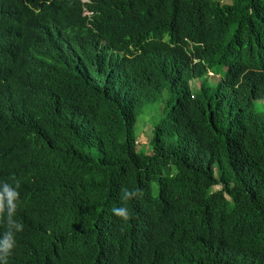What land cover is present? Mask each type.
I'll list each match as a JSON object with an SVG mask.
<instances>
[{
	"label": "trees",
	"instance_id": "trees-1",
	"mask_svg": "<svg viewBox=\"0 0 264 264\" xmlns=\"http://www.w3.org/2000/svg\"><path fill=\"white\" fill-rule=\"evenodd\" d=\"M37 18L47 32L13 45L42 90L0 89V160L43 166L49 182L20 203L25 253L75 242L62 264L123 245L132 260L117 264H264V0H176L159 24L165 43L149 41L143 13L112 10L107 27L64 21L75 44L63 60L49 44L56 20ZM145 105L150 155L135 145ZM122 188L142 195L122 201Z\"/></svg>",
	"mask_w": 264,
	"mask_h": 264
},
{
	"label": "clouds",
	"instance_id": "clouds-1",
	"mask_svg": "<svg viewBox=\"0 0 264 264\" xmlns=\"http://www.w3.org/2000/svg\"><path fill=\"white\" fill-rule=\"evenodd\" d=\"M220 2L222 3V0ZM222 4L232 5L233 0H230L229 4ZM175 7L176 0H39L37 3H32L31 0H0V89H9L12 92L21 89L42 90L36 75L28 66L27 59L13 45L14 41L23 34L33 35L35 29L46 31L37 18L41 12L52 16L57 22L56 42L49 44L55 48L63 60V57L71 54L75 43L67 37L61 22L73 21L77 26L84 25L86 28H92L95 25V19L104 18L107 27L112 10L129 16L143 13L151 26L148 35L149 41L155 40L156 36H162L161 42L165 43L168 41L169 35L166 29L160 27L159 24H163L162 16H170L174 13ZM104 47L106 44L101 41L96 53H89L90 59H94L97 63L98 53ZM193 62L196 63L197 60H193ZM210 75L215 74L208 72L207 76ZM216 76L220 80V76ZM157 105L160 107L158 103L156 107H158ZM146 107L147 105L142 109ZM149 107L151 109H147L152 111V107ZM153 114L155 118L156 113L153 112ZM57 122H59V116ZM135 145H137V140ZM144 151L146 155L151 154L148 145L144 147ZM3 166L11 167L12 170L7 175L0 172V264H62V260L67 254H78L74 247L77 248L80 245L75 242L65 244L62 249L50 252L44 259L39 258L35 253L31 255L25 253L24 246L18 243L17 239L25 229L26 220L18 210H21L20 203L27 201V194H32L38 201L44 188L49 186L45 177L46 169L43 166L33 168L30 162L10 165L0 160V169ZM219 189L220 187L216 186L213 190ZM141 195L142 192L138 189L122 188L121 190L122 201H130ZM112 211L122 223L126 224L132 219L131 212L126 206L116 207ZM131 260V246L127 248L123 245L119 254L114 251L100 253L96 264H117L119 261L128 262Z\"/></svg>",
	"mask_w": 264,
	"mask_h": 264
},
{
	"label": "rangeland",
	"instance_id": "rangeland-1",
	"mask_svg": "<svg viewBox=\"0 0 264 264\" xmlns=\"http://www.w3.org/2000/svg\"><path fill=\"white\" fill-rule=\"evenodd\" d=\"M222 3H230V0H222ZM210 80L212 82H217L219 80V77L216 75L209 76ZM191 84L194 87L198 86L197 80H193ZM159 104V103H158ZM161 105V104H160ZM159 110V107H158ZM154 123V114L151 110H148L147 108L144 109V114L142 117H138V125H137V150L139 148L143 149L144 147H147V144L151 137V131H152V125ZM149 151V150H148Z\"/></svg>",
	"mask_w": 264,
	"mask_h": 264
}]
</instances>
